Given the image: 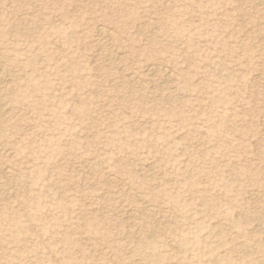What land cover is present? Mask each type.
<instances>
[{
    "label": "rangeland",
    "instance_id": "rangeland-1",
    "mask_svg": "<svg viewBox=\"0 0 264 264\" xmlns=\"http://www.w3.org/2000/svg\"><path fill=\"white\" fill-rule=\"evenodd\" d=\"M0 104V264H264V0H0Z\"/></svg>",
    "mask_w": 264,
    "mask_h": 264
},
{
    "label": "bare ground",
    "instance_id": "bare-ground-1",
    "mask_svg": "<svg viewBox=\"0 0 264 264\" xmlns=\"http://www.w3.org/2000/svg\"><path fill=\"white\" fill-rule=\"evenodd\" d=\"M102 33H101V35L102 34H105L104 32H103V30H100ZM109 33V32H108ZM110 34V33H109ZM105 35H107V34H105ZM152 72V71H151ZM153 73H154V71H153ZM157 74V73H156ZM165 75V74H164ZM167 76V75H166ZM141 87V86H140ZM1 105V104H0ZM1 106H3V105H1ZM1 111V110H0ZM150 165V164H149ZM139 166V165H138ZM5 173H9V172H5ZM161 174V173H160ZM110 179H112V178H110ZM129 191H130V189H128ZM128 191V192H129ZM138 196H139V194H138ZM139 201V200H138ZM146 206V205H145ZM155 207V206H154ZM150 208V207H149ZM145 210V209H144ZM149 210V209H148ZM153 213V212H152ZM223 253V252H222Z\"/></svg>",
    "mask_w": 264,
    "mask_h": 264
}]
</instances>
